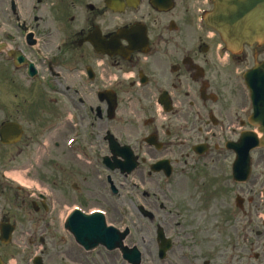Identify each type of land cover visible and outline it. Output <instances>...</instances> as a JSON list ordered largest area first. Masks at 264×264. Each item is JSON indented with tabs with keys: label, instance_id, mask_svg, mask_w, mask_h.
I'll return each instance as SVG.
<instances>
[{
	"label": "flooded vegetation",
	"instance_id": "1",
	"mask_svg": "<svg viewBox=\"0 0 264 264\" xmlns=\"http://www.w3.org/2000/svg\"><path fill=\"white\" fill-rule=\"evenodd\" d=\"M111 6L106 0H8V6L1 9L0 5V15H8L7 21H0V57L6 60L9 51L22 54L14 69L17 73L11 79L6 75L10 69L0 61V90L15 89L14 93L28 92L32 96L31 101L21 100L19 110L13 109L10 121L16 122L26 114L30 103L49 105L60 95L70 107L83 109L86 123L99 134L97 138L106 155L111 153L106 141L108 132L119 145L131 148L141 162L139 170H150L151 164L158 162L157 152L168 155L172 168L169 178L163 172L154 173L151 182L143 172L140 176V183L146 188L140 192L144 205L151 203V196L155 201L171 198L176 211L169 220L156 213L147 217L150 224L142 223L147 228L141 232L153 238L151 242L142 238L143 244L139 246L148 259L157 258L155 233L161 227L172 242L165 256L170 261L220 263L227 253H232L231 262L235 264H264V217L260 214L263 208L257 204L256 186L253 191L247 189L246 194L241 188L238 190L245 201L235 216L238 226L232 246L208 244L201 234V223L207 219L204 206L209 199L224 194L208 179L205 165L220 159L215 157L222 150L217 141L224 140L227 134L234 138V125L244 124L247 111L239 74L235 76L232 63L224 65L217 60L218 37L202 21V15L212 8V1L122 0L120 7ZM263 48L264 45L259 49L251 47L252 54L246 56L245 51L235 57L239 73L254 64ZM224 77H229L228 84ZM102 92L116 95L117 107L111 119L106 107H99L98 93ZM133 101L136 115L131 117L129 107L123 108ZM161 102L168 103L172 110L164 113ZM216 129L219 137L212 134ZM47 131L27 132L23 128L20 141L13 146L17 154L24 149L38 153L33 143L37 137L47 135ZM149 142L150 147L146 144ZM205 144L213 147L211 155L215 159L196 167L191 165L192 147ZM54 146L61 147L62 156L74 158L86 151L80 148L66 153L62 133ZM143 155L148 157L149 164ZM69 174L77 177L75 171ZM113 177L123 180L119 182L122 190L126 177L118 173ZM188 183L199 190L196 209L189 204V196L196 191L184 186ZM208 187H213V191ZM6 191L23 207L36 202V224L30 234H49L50 226L43 220L47 210L40 207L41 198L21 193L0 181V194ZM118 194L116 201L121 199ZM180 217H184L188 230L173 222ZM52 236L53 233L47 241ZM195 236L202 238L197 240Z\"/></svg>",
	"mask_w": 264,
	"mask_h": 264
},
{
	"label": "rangeland",
	"instance_id": "2",
	"mask_svg": "<svg viewBox=\"0 0 264 264\" xmlns=\"http://www.w3.org/2000/svg\"><path fill=\"white\" fill-rule=\"evenodd\" d=\"M2 2L1 9L5 6H8V0H0V3ZM11 2V0H10ZM26 3V2H25ZM1 19L0 21H7L8 15H0ZM11 20V17H10ZM7 30H9V27H7ZM11 32H14V30H11ZM258 59L264 60V48L262 51L259 52ZM8 77V76H7ZM10 78V77H8ZM238 86V83L236 84ZM15 92V89H2V92L0 93V122L5 121L6 119H11L13 116V111L11 113V109H18L20 106L21 100L25 99L27 101L32 100L31 94L28 92ZM244 96V95H243ZM135 102V101H134ZM133 104L129 107V112L136 115V106ZM22 104V103H21ZM38 106H41V104H38ZM15 111V110H14ZM11 113V115H10ZM75 114L77 116V121L80 122L79 115H81V110L76 107H68L66 102H61L58 105H46L41 110L40 114H38V117L40 119V122L43 125L39 124L38 131L41 132L43 129V126L45 127V124H49L51 122H61L63 121V125L66 124V121L63 120V118L66 116V114ZM129 116L133 117L132 114ZM84 114L82 122L84 121ZM67 119V116H66ZM24 121L22 123L24 124ZM68 128H70V124L67 122L66 124ZM90 130V128L88 127ZM92 129V136L90 137V134L87 135L86 139H84V146L87 149V152L93 155L94 158H100V161L104 155L105 152L102 151V147L100 146V141L98 138H96V130L94 128ZM68 133H71V130H67ZM66 137V136H65ZM90 137V138H89ZM63 138V137H62ZM38 140L46 141L50 147L51 150V157L49 159H44L42 157H38L37 153L35 151H26L23 150V154L21 158H17V151L16 149H8L5 153L0 155V169L5 170H12L15 168H25L30 167L31 172L28 174V178L31 180H36L38 182L47 181L50 182L52 179H58L59 183L61 184L60 188L53 187L50 185V189L52 192L56 193V196L58 200H64L66 202L59 203L60 206H57V209H55V212L53 214H46L47 222L50 224L51 229H57V234H55V238L53 241H51V244L48 246V250L50 251V256L52 257V261L50 264H67L66 261L63 259L61 253H57L58 247H61V240L60 236H62L64 233L60 232V217L65 215V212L67 207L72 205H80L84 207L85 209H88L90 207H104V200L106 199L103 192H105V189L102 185V182H100L97 179V173L99 172V167L95 163V160L93 162H86L79 157H69V156H62V150L61 147L56 148L54 146L55 141L54 139H57L55 137H50L47 135L39 136L37 137ZM36 148V146H34ZM26 151V152H25ZM263 152L253 154V157L256 159L259 155H263ZM40 155L42 153L40 152ZM158 156V155H157ZM147 159V158H145ZM262 162V163H260ZM147 163H149L147 159ZM75 165V166H74ZM73 167V168H72ZM212 167V168H211ZM229 167H230V158L225 159H216L212 163H206L205 170L208 172L207 177L208 179L217 185L218 188L216 190H222L224 191L227 188V192L224 194H221L220 196L216 198H212L208 200V205L204 206L207 207V219L206 221L201 223V228H203L204 232L201 234L204 235L203 240L206 241L208 244H212L213 242L220 240L222 244H224V240L230 238L233 239V222H229L228 216L226 217V212L229 210L230 202L234 199V195L238 194L239 187L237 188H231L228 184L227 178L229 173ZM75 171L77 174V177L74 176L72 178L67 179L70 177L71 174L69 172ZM148 171V167L145 168L144 172ZM139 176H142V172L138 173ZM5 175L7 177L10 176L8 172H5ZM8 179V178H7ZM5 179V180H7ZM258 180V183H262L264 179V159L262 161H258L253 165V177L252 180ZM150 181L151 180H147ZM153 183V182H152ZM76 184L78 186V194L80 192V188H82L81 193L82 196L78 195L71 189V185ZM156 184V183H155ZM85 187V188H84ZM213 187H208V189L211 190ZM229 188V189H228ZM244 188H242L243 191ZM245 189H248L245 187ZM199 190L197 189L194 195L189 196V204L190 207L198 200ZM204 196H209V194L203 193ZM87 200L88 203H78L82 200ZM160 201L166 200L165 197H161L159 199ZM58 202V201H57ZM10 208H11V203ZM81 204H84L81 205ZM158 205V204H157ZM130 212H133V205H129ZM9 208V206L5 203V200L0 198V218L2 217V211H6ZM106 208V207H104ZM66 209V210H65ZM182 211V210H181ZM9 214H12L13 210H7ZM156 212L159 215V218H166L170 219L173 218L172 211L169 209V207H162L160 205L157 206ZM264 212V208H263ZM194 216V215H193ZM8 218H11L10 215L7 216ZM12 219V218H11ZM133 221L136 222L138 225L137 219L133 216ZM261 220V219H260ZM184 217H180V220H177L178 223L176 225L181 224L182 228L187 229L184 226ZM20 229L23 231L25 230L26 221H22ZM235 226V225H234ZM238 226V225H236ZM31 227L28 228V231L30 232ZM188 230V229H187ZM40 233V232H39ZM64 236V235H63ZM25 235H19V238L25 239ZM45 237V236H44ZM65 240H68L67 236H64ZM60 240V243H59ZM75 253L76 251L69 245L67 246ZM63 250L62 248H60ZM67 249V248H66ZM13 251V257H10V263L13 264H28L26 261V258L35 255L38 251L37 248L32 247V252H28L25 248V244L20 243L19 241L16 242V244L13 245L11 248ZM57 258H56V257ZM93 261L96 264H112L111 260L106 258V255L100 254L98 256H94ZM81 264H84L83 262ZM211 264H219L216 262H213Z\"/></svg>",
	"mask_w": 264,
	"mask_h": 264
},
{
	"label": "water",
	"instance_id": "3",
	"mask_svg": "<svg viewBox=\"0 0 264 264\" xmlns=\"http://www.w3.org/2000/svg\"><path fill=\"white\" fill-rule=\"evenodd\" d=\"M209 20H211V25L223 36L232 50H237L243 42L251 44L264 41V0H216L215 10L209 16ZM260 72L261 74H259ZM263 74V69L258 67L257 71L251 73L250 78L246 79V81L254 104V115L251 118V122L259 125V131L264 135V104L261 103L264 98ZM12 130V126H7L2 132ZM252 137L242 136L237 146V149L241 150L239 158L243 159L244 152H247L255 145H264V139L259 141L254 136ZM5 140L3 141L6 142ZM250 140H252V143ZM241 165L242 171L249 168L247 160H245V163L241 161ZM132 168L133 164L131 163L129 170ZM99 225L100 221H97L92 226L84 224V227L89 229L83 228L85 230L83 236L78 227L74 228V233L77 237L82 236L80 242L82 241L85 244L91 238L105 243L103 236L96 234ZM102 231L100 230L99 233H102Z\"/></svg>",
	"mask_w": 264,
	"mask_h": 264
},
{
	"label": "bare ground",
	"instance_id": "4",
	"mask_svg": "<svg viewBox=\"0 0 264 264\" xmlns=\"http://www.w3.org/2000/svg\"><path fill=\"white\" fill-rule=\"evenodd\" d=\"M14 176L17 177V178H19V179H21V177H19V176L16 175V174H14ZM28 184H32V183L28 182Z\"/></svg>",
	"mask_w": 264,
	"mask_h": 264
}]
</instances>
